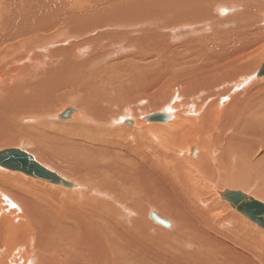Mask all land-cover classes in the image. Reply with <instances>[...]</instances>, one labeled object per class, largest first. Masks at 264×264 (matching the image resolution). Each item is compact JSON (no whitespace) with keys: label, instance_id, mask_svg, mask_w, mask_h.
Here are the masks:
<instances>
[{"label":"bare ground","instance_id":"6f19581e","mask_svg":"<svg viewBox=\"0 0 264 264\" xmlns=\"http://www.w3.org/2000/svg\"><path fill=\"white\" fill-rule=\"evenodd\" d=\"M88 3L0 0V145L76 183L0 166V264H264V0Z\"/></svg>","mask_w":264,"mask_h":264},{"label":"water","instance_id":"95a60500","mask_svg":"<svg viewBox=\"0 0 264 264\" xmlns=\"http://www.w3.org/2000/svg\"><path fill=\"white\" fill-rule=\"evenodd\" d=\"M257 76H264V63L261 69L259 70ZM75 112V110L68 108L59 116V118L61 120H70ZM171 119L172 118L170 116H167V114H155L149 118H146V120L149 122L161 123L168 122ZM126 124L133 125L132 122H127ZM197 153L198 152L195 150L193 156L196 157ZM0 166L8 170L19 171L33 178L61 185L64 187L70 188L76 186V183L68 181L60 174L43 166L39 161L36 160V158L32 154L28 153L27 151L21 148H8L1 150ZM224 199L230 200L233 206L237 202L239 204H243V206H247L245 210V215L252 221L256 222L259 226H262V228L264 229V204L256 203L254 200L245 197L242 193H226L224 195ZM152 217L159 224H163L165 226L168 225V223L160 217L156 215H152Z\"/></svg>","mask_w":264,"mask_h":264},{"label":"rangeland","instance_id":"374dc122","mask_svg":"<svg viewBox=\"0 0 264 264\" xmlns=\"http://www.w3.org/2000/svg\"><path fill=\"white\" fill-rule=\"evenodd\" d=\"M80 1H85V2H80ZM89 3H91L90 1H89ZM88 3V0L86 1V0H63V5L68 9V8H70L71 6H74V5H78V6H80V7H85L87 4H89ZM0 11H2V8H0ZM220 15H222L223 16V14H220ZM79 21V23L81 24V23H83L82 22V19H79L78 20ZM69 104V105H68ZM66 106L67 107H69V106H74V107H76V105H74V104H71V103H68ZM71 104V105H70ZM65 105V104H64ZM63 105V106H64ZM62 106V107H63ZM64 107L65 109L67 108V107ZM61 106H59L57 109H59ZM147 115V114H146ZM145 116V115H144ZM51 145V144H50ZM48 147V146H47ZM51 147H53V146H51ZM51 147H49L50 149H51ZM8 148H21L20 147V145H13V147H12V145L11 146H9V145H3V144H1L0 145V150H4V149H8ZM28 148H30V149H28V150H30V151H34V150H31L32 148H33V146L32 147H28ZM35 149H37V147L35 146L34 147ZM33 148V149H34ZM49 148H47L48 150H50ZM24 150H27V148H25ZM27 150V151H28ZM39 150V149H38ZM50 151H52V150H50ZM29 153H31V154H33L32 152H29ZM36 153H38V155L37 156H35L36 158L37 157H39L40 158V161H43L44 162V160H45V163L46 162H53L52 160L53 159H55L56 161L58 160V158L57 157H52L51 155H48L49 156V161L47 160V157L46 156H43V154H41V152H37L36 151ZM50 153V152H49ZM48 153V154H49ZM52 153V152H51ZM34 154H35V152H34ZM33 154V155H34ZM53 154V153H52ZM36 155V154H35ZM41 156H43V157H41ZM55 156V155H54ZM42 158H44V159H42ZM194 159V158H193ZM39 160V159H38ZM55 160H54V162H55ZM49 164V163H48ZM50 165V164H49ZM21 174V173H20ZM25 176V175H24ZM72 179V178H71ZM74 180L75 179H73V182H74ZM72 182V181H71ZM75 182H77V181H75ZM232 187H229V189H231ZM223 189H226V188H223ZM233 189V188H232ZM231 189V190H232ZM240 190V189H239ZM220 198H221V196H220ZM221 201H226V200H223L222 198H221ZM228 201H226V203H227ZM230 204V203H229ZM230 206H232L231 204H230ZM232 209H235L233 206L231 207ZM156 214V213H155ZM244 216V215H243ZM163 217V216H162ZM246 219H248L246 216H244ZM167 220V219H166ZM249 220V219H248ZM168 221V220H167ZM169 223H170V221H168ZM259 227V226H258ZM261 228V227H260ZM262 229V228H261ZM264 230V229H263Z\"/></svg>","mask_w":264,"mask_h":264}]
</instances>
